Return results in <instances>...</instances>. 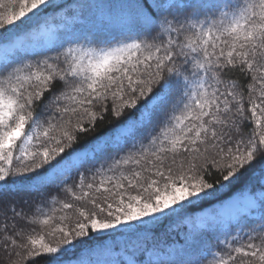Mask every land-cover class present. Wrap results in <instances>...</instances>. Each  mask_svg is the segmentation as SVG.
<instances>
[{
  "label": "snow or ice",
  "instance_id": "obj_1",
  "mask_svg": "<svg viewBox=\"0 0 264 264\" xmlns=\"http://www.w3.org/2000/svg\"><path fill=\"white\" fill-rule=\"evenodd\" d=\"M89 7L0 0V182L77 214L69 224L55 207L26 211L0 188L7 264H65L80 238L147 230L245 168L264 176V0H136L125 22L135 35L104 43L80 27ZM217 225L214 246L201 232L182 254L143 244L95 264H264V184Z\"/></svg>",
  "mask_w": 264,
  "mask_h": 264
},
{
  "label": "trees",
  "instance_id": "obj_2",
  "mask_svg": "<svg viewBox=\"0 0 264 264\" xmlns=\"http://www.w3.org/2000/svg\"><path fill=\"white\" fill-rule=\"evenodd\" d=\"M67 3H86L90 5L85 10V14L81 17V29L84 32L94 33L100 38V42H113L116 39H124L133 36L135 33L129 32L125 27L127 15L130 11L128 6L134 4L136 0H60ZM46 37L41 36L38 43L43 44ZM54 54V53H48ZM229 79H238L241 85L247 83L239 73ZM99 128V123H98ZM123 153H121L122 155ZM115 155V153H113ZM14 161V167L16 165ZM99 163H105L104 160ZM97 164V167L99 166ZM107 167V165H105ZM253 168H245L242 170L236 180L231 185L220 188L211 196L207 197L200 203L188 209L183 215H174L162 219L159 223L149 225L147 230L138 232L121 231L120 229L111 230L114 235L109 236L107 233L92 234L97 237L95 239L80 238L86 243L78 245L73 252L64 257L65 264H79L80 261L103 262L112 259L125 260L131 256L132 252L139 245L147 244L152 250L153 256L156 255H178L182 254L186 248V244L192 236H197L203 232V239L209 245H216L218 239H223L222 229L217 225L216 229L211 227L213 218L216 221H227L232 217L225 219L220 216L217 211V204L229 198L234 191L247 190L251 195H259L261 185L264 184V176ZM127 171V169H124ZM108 175L118 174L109 172ZM106 187L111 185L106 184ZM0 188L4 190V199L6 201H14L17 205L25 203V210L30 211L36 204H40L45 211L50 207L57 209L56 215L66 214L69 217L68 223L74 224L77 219L75 210H68L66 213L60 211V204H53L48 199L47 192L36 193L29 189L24 183H16L3 185L0 182ZM59 200L72 203L74 209L85 207L82 202L74 201L71 196L65 193L53 192ZM103 198L104 193L99 194ZM100 202V201H98ZM209 210L207 214H203L201 218H206L204 224L199 223L198 215ZM198 220V221H197ZM39 231V229H37ZM10 259H16L12 256ZM9 258L6 253L0 250V264H7ZM26 264H49L46 257H38L34 261L29 260Z\"/></svg>",
  "mask_w": 264,
  "mask_h": 264
},
{
  "label": "rangeland",
  "instance_id": "obj_3",
  "mask_svg": "<svg viewBox=\"0 0 264 264\" xmlns=\"http://www.w3.org/2000/svg\"><path fill=\"white\" fill-rule=\"evenodd\" d=\"M249 194L247 191L236 192L229 199L217 206V211L221 217L228 219L234 217L237 209L244 207L247 204V198ZM209 210H206L198 215L199 223L204 224L206 218H201L203 214H207ZM197 220V221H198ZM111 231V230H110Z\"/></svg>",
  "mask_w": 264,
  "mask_h": 264
}]
</instances>
